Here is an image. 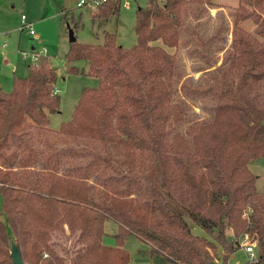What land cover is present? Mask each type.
<instances>
[{
	"label": "trees",
	"instance_id": "1",
	"mask_svg": "<svg viewBox=\"0 0 264 264\" xmlns=\"http://www.w3.org/2000/svg\"><path fill=\"white\" fill-rule=\"evenodd\" d=\"M121 1L103 0L93 18ZM238 3L230 46L195 80L172 50L183 32L206 45L192 22L210 0H147L129 48L108 32L101 44L71 42L67 71L86 60L98 85L83 88L58 130L48 118L60 108L58 76L45 55L11 92L0 88V264H12V244L26 264H67L50 243L64 227L82 246L72 264H128L129 235L146 243L145 264H228L245 236L257 250L247 264H264V191L249 169L264 159V0ZM248 18L253 33L239 25ZM108 219L116 246L102 240Z\"/></svg>",
	"mask_w": 264,
	"mask_h": 264
},
{
	"label": "rangeland",
	"instance_id": "2",
	"mask_svg": "<svg viewBox=\"0 0 264 264\" xmlns=\"http://www.w3.org/2000/svg\"><path fill=\"white\" fill-rule=\"evenodd\" d=\"M79 0H0V88L9 93L13 89L14 78H25L29 65L33 63L32 54L45 50L49 66L57 71L56 87L60 95L59 111L49 115V127L58 130L61 123L71 119L81 91L85 87H96L98 79L88 74L89 63L86 60L71 62L78 70L68 72L65 55L71 42L72 31L75 41L84 44H101L105 32L113 33L117 45L129 48L136 42L135 13L138 7H144L147 0H127L129 7L120 2L117 14L106 19L93 18L94 10L87 5L77 6ZM207 13H202L197 30L205 40V46H198L189 40L186 33L181 34L180 45L173 49L183 66L184 79L195 80L201 74L200 68L206 66V58H216L218 64L232 40V20L239 6L238 0H210ZM21 15L25 16L28 27L22 26ZM241 28L253 33L254 24L251 18L239 22ZM29 29L34 34H29ZM210 39V41L208 40ZM221 48H224L219 52ZM206 55V56H205ZM204 56V57H203ZM207 105V108H204ZM198 114L204 115L211 110L208 100L195 104ZM196 113V114H197ZM250 171L256 176V188L264 191V159H257L249 164ZM1 201V199H0ZM193 234L208 237L197 225L188 220ZM64 232L53 234L51 246L66 261L73 263V258L82 246L77 242V235ZM117 224L106 220L103 242L107 246H116L114 233ZM124 247L129 255L128 264H145L138 261V252L146 248V243L134 235L127 236ZM256 253L257 250L255 249ZM222 253V251H220ZM42 257L48 254L43 253ZM43 259V258H42ZM246 254L236 250L228 258V264H247ZM40 264H42L40 260Z\"/></svg>",
	"mask_w": 264,
	"mask_h": 264
},
{
	"label": "built area",
	"instance_id": "3",
	"mask_svg": "<svg viewBox=\"0 0 264 264\" xmlns=\"http://www.w3.org/2000/svg\"><path fill=\"white\" fill-rule=\"evenodd\" d=\"M103 0H79V2L77 3L78 6H82V5H87L88 7H90L91 9L95 10L97 8V6L102 2ZM123 5L125 7H129V2L127 0H124V3ZM21 22H22V26L24 27H28L29 28V25L27 23H25V16L24 15H21ZM29 34H34L33 30H30L29 29ZM45 50H42L41 52L39 53H33L32 54V61L33 63L36 61L37 59V56L38 55H45ZM55 91H57V89H55ZM245 242L243 243V246H242V251L246 254L247 256V260L249 263H254L257 261V253L255 251V248L253 245L249 244L247 242V237L245 236Z\"/></svg>",
	"mask_w": 264,
	"mask_h": 264
},
{
	"label": "water",
	"instance_id": "4",
	"mask_svg": "<svg viewBox=\"0 0 264 264\" xmlns=\"http://www.w3.org/2000/svg\"><path fill=\"white\" fill-rule=\"evenodd\" d=\"M69 40L70 42L75 41V37L72 31L69 32ZM10 254L12 258V264H26L21 257V252L16 244L11 245Z\"/></svg>",
	"mask_w": 264,
	"mask_h": 264
},
{
	"label": "crops",
	"instance_id": "5",
	"mask_svg": "<svg viewBox=\"0 0 264 264\" xmlns=\"http://www.w3.org/2000/svg\"><path fill=\"white\" fill-rule=\"evenodd\" d=\"M78 2H79V1H78ZM78 2H77V3H78ZM77 3H76V4H77ZM77 6H78V4H77ZM82 6H83V5H82ZM129 6H130V4H129ZM56 89H57V87H56ZM57 91H58V90H57Z\"/></svg>",
	"mask_w": 264,
	"mask_h": 264
}]
</instances>
